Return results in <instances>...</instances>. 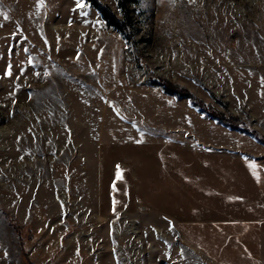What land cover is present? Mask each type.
<instances>
[{
	"label": "rangeland",
	"instance_id": "obj_1",
	"mask_svg": "<svg viewBox=\"0 0 264 264\" xmlns=\"http://www.w3.org/2000/svg\"><path fill=\"white\" fill-rule=\"evenodd\" d=\"M125 3L0 0V264H264V143L158 83L264 136V0Z\"/></svg>",
	"mask_w": 264,
	"mask_h": 264
},
{
	"label": "trees",
	"instance_id": "obj_2",
	"mask_svg": "<svg viewBox=\"0 0 264 264\" xmlns=\"http://www.w3.org/2000/svg\"><path fill=\"white\" fill-rule=\"evenodd\" d=\"M86 3L90 4L92 7L96 8L101 14L103 20L108 25V27L112 28L119 34H121L124 39L128 42V44L132 45L134 49L137 50L138 41L135 39L137 32V25L135 24L131 12L127 7L125 1L119 0L121 7V14H116L108 5L103 4L100 0H84ZM158 83L163 87L164 91L175 95L179 98L186 97L190 99L193 105L199 107L204 113L209 114L210 116L219 119L225 126L238 129L241 128L244 131H247L254 135L257 140L261 143H264V136L259 134L258 132L251 130L246 125L241 124L240 120L234 117H226L224 114H220L218 110H216L212 105L206 104L203 101L199 100L194 94L184 90L179 86L171 85L170 83L159 80ZM9 223L12 224L15 228H17L16 223L11 218H8Z\"/></svg>",
	"mask_w": 264,
	"mask_h": 264
},
{
	"label": "snow or ice",
	"instance_id": "obj_3",
	"mask_svg": "<svg viewBox=\"0 0 264 264\" xmlns=\"http://www.w3.org/2000/svg\"><path fill=\"white\" fill-rule=\"evenodd\" d=\"M40 3L42 4L43 3V0H40ZM77 4L79 5L80 4V0H77ZM81 7H82V5H80ZM5 18H7V17H5ZM8 75H11V72L9 71L8 73H7ZM119 167V166H118ZM118 175H119V172H118Z\"/></svg>",
	"mask_w": 264,
	"mask_h": 264
}]
</instances>
